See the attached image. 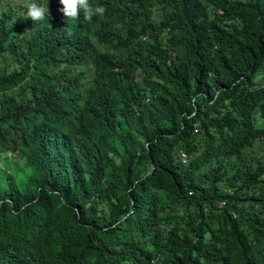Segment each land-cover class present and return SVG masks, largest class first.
Masks as SVG:
<instances>
[{
  "label": "trees",
  "instance_id": "trees-1",
  "mask_svg": "<svg viewBox=\"0 0 264 264\" xmlns=\"http://www.w3.org/2000/svg\"><path fill=\"white\" fill-rule=\"evenodd\" d=\"M36 2H0V264H264V0Z\"/></svg>",
  "mask_w": 264,
  "mask_h": 264
},
{
  "label": "clouds",
  "instance_id": "clouds-1",
  "mask_svg": "<svg viewBox=\"0 0 264 264\" xmlns=\"http://www.w3.org/2000/svg\"><path fill=\"white\" fill-rule=\"evenodd\" d=\"M62 7L58 11L63 14V18L67 21L78 20L81 11L83 12L84 21H91L93 16H103L105 9L102 6H92L89 0H59ZM26 8V18L32 21H42L45 19L46 14H50L49 7L40 5L36 0H29L24 5Z\"/></svg>",
  "mask_w": 264,
  "mask_h": 264
},
{
  "label": "rangeland",
  "instance_id": "rangeland-1",
  "mask_svg": "<svg viewBox=\"0 0 264 264\" xmlns=\"http://www.w3.org/2000/svg\"><path fill=\"white\" fill-rule=\"evenodd\" d=\"M10 1V3L13 5V6H15V7H23V8H25L24 7V5L26 4V3H28L29 1H26V2H22V1H19V0H9ZM0 2L1 3H4V2H6V0H0ZM26 9V8H25ZM53 12H59L58 11V9L56 8V9H54V10H52ZM257 156L259 157L260 155L259 154H257Z\"/></svg>",
  "mask_w": 264,
  "mask_h": 264
},
{
  "label": "built area",
  "instance_id": "built-area-1",
  "mask_svg": "<svg viewBox=\"0 0 264 264\" xmlns=\"http://www.w3.org/2000/svg\"><path fill=\"white\" fill-rule=\"evenodd\" d=\"M195 130L196 129H194V131ZM186 158H187L186 154L184 152H180V160L184 162L186 160ZM222 203L223 202H220V204H222Z\"/></svg>",
  "mask_w": 264,
  "mask_h": 264
}]
</instances>
